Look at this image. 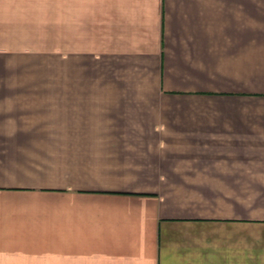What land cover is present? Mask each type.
<instances>
[{
    "label": "crops",
    "instance_id": "0c3cea01",
    "mask_svg": "<svg viewBox=\"0 0 264 264\" xmlns=\"http://www.w3.org/2000/svg\"><path fill=\"white\" fill-rule=\"evenodd\" d=\"M0 264H264V0H0Z\"/></svg>",
    "mask_w": 264,
    "mask_h": 264
},
{
    "label": "rangeland",
    "instance_id": "374dc122",
    "mask_svg": "<svg viewBox=\"0 0 264 264\" xmlns=\"http://www.w3.org/2000/svg\"><path fill=\"white\" fill-rule=\"evenodd\" d=\"M52 57L53 59L48 60L52 61L53 66L38 69V72L42 74L36 77L47 79V81L52 80L51 82H56V85L59 86V79H57L59 78V59H55L59 57V53L53 54ZM48 60L46 59V63L51 64ZM33 110H38V113L32 115V134H60L59 106L51 107L50 110L46 107L34 108Z\"/></svg>",
    "mask_w": 264,
    "mask_h": 264
}]
</instances>
